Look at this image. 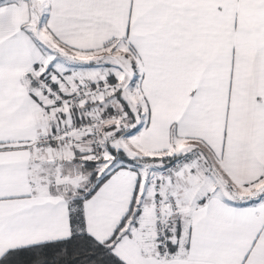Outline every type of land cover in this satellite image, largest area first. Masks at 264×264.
<instances>
[{"label": "snow or ice", "instance_id": "1", "mask_svg": "<svg viewBox=\"0 0 264 264\" xmlns=\"http://www.w3.org/2000/svg\"><path fill=\"white\" fill-rule=\"evenodd\" d=\"M0 264H264V0H0Z\"/></svg>", "mask_w": 264, "mask_h": 264}]
</instances>
